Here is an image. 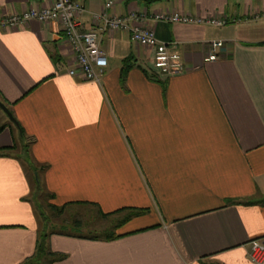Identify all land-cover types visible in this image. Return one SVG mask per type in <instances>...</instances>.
Here are the masks:
<instances>
[{
    "label": "crops",
    "instance_id": "1",
    "mask_svg": "<svg viewBox=\"0 0 264 264\" xmlns=\"http://www.w3.org/2000/svg\"><path fill=\"white\" fill-rule=\"evenodd\" d=\"M106 1L83 0L85 29L102 27L93 14ZM50 3L0 0V18ZM107 12L174 42L187 69L161 75L153 49L100 30L109 64L100 82L87 81L68 74L74 60L60 21L0 27V98L25 134L0 133V148L17 146L0 156V264H256L264 0H119ZM160 12L228 23L155 20ZM211 40L226 42L217 60L208 59ZM36 178L58 207H90L103 219L128 213L115 220L121 236L42 231Z\"/></svg>",
    "mask_w": 264,
    "mask_h": 264
},
{
    "label": "built area",
    "instance_id": "2",
    "mask_svg": "<svg viewBox=\"0 0 264 264\" xmlns=\"http://www.w3.org/2000/svg\"><path fill=\"white\" fill-rule=\"evenodd\" d=\"M119 0H107L106 10L93 14L97 24L102 22V27L85 29L80 20L81 15L86 11L83 0H51L49 5L30 7L22 12L14 13L0 18L1 28L24 27L31 20L41 22L58 20L66 42L72 52V66L68 69L71 76L81 75L87 81L100 82L108 67V57L102 49L99 39L100 30L125 31L130 33L134 42L153 49L152 64L159 74L171 75L187 69L182 55L177 51L173 42H162L158 39L152 29L133 25L131 17L109 14L108 9L112 8ZM154 19L171 23L188 24H209L223 26L228 23L224 18H209L193 16L190 14H170L160 12L154 14ZM224 40L209 41L210 54L208 59L217 60L221 56L220 49L224 48ZM249 257L256 264L264 263V239L258 238L250 243Z\"/></svg>",
    "mask_w": 264,
    "mask_h": 264
},
{
    "label": "rangeland",
    "instance_id": "3",
    "mask_svg": "<svg viewBox=\"0 0 264 264\" xmlns=\"http://www.w3.org/2000/svg\"><path fill=\"white\" fill-rule=\"evenodd\" d=\"M2 118H6L0 113ZM30 138L25 139V145H29ZM29 148V146H28ZM29 155V152L27 153ZM25 153L24 155L27 156ZM50 195L39 185L38 190L34 191V201L36 202L38 213L42 211L40 217L41 229L44 232L63 231L79 234H90L96 237H107L111 234H117L120 226L115 220L126 216L128 213H122L116 217L103 219L99 214L90 207H67L61 213L54 212L49 204L52 199ZM114 220V221H113ZM80 221L81 226H77L76 222ZM44 262V260H42ZM33 263V262H32ZM43 264H51L44 262Z\"/></svg>",
    "mask_w": 264,
    "mask_h": 264
},
{
    "label": "trees",
    "instance_id": "4",
    "mask_svg": "<svg viewBox=\"0 0 264 264\" xmlns=\"http://www.w3.org/2000/svg\"><path fill=\"white\" fill-rule=\"evenodd\" d=\"M1 100H2V102H4L5 104H6V106L11 110V108L9 107V105H8V103L4 100V99H2V98H0ZM12 111V110H11ZM0 113H2V114H4L5 115V117L7 118V122H5V123H0V133L3 131V130H5L7 127H9V128H11V127H17L18 129H20V131L22 132V135H25L24 134V130H23V128L20 126V125H16L14 122H12L10 119H9V117L3 112V110L0 108ZM13 113V112H12ZM14 115V114H13ZM15 117V116H14ZM17 146L16 145H14V146H12V147H6V148H0V156H3V155H8L10 152H13L15 149H17L16 148ZM29 152V150H28V144L27 145H24V147H23V153L25 154H27ZM27 156H28V154H27ZM39 180L36 178V182H35V191L36 190H38V188H39ZM50 198H53V195H50ZM49 207L54 211V212H58V213H61L63 210H64V208H65V206H63V207H58V206H56V205H54V204H52V203H50L49 204ZM42 214V213H41ZM121 235L120 234H111V235H109V236H107L106 238H110V239H112V238H117V237H120ZM45 235H43L42 236V242L40 243V245H39V250H43L44 249V240H45ZM24 264H37V263H32V262H27V263H24Z\"/></svg>",
    "mask_w": 264,
    "mask_h": 264
},
{
    "label": "water",
    "instance_id": "5",
    "mask_svg": "<svg viewBox=\"0 0 264 264\" xmlns=\"http://www.w3.org/2000/svg\"><path fill=\"white\" fill-rule=\"evenodd\" d=\"M0 108L3 110V112L9 117V119L14 122L17 126L19 125L17 119L14 117L12 111L6 106L4 102L0 99Z\"/></svg>",
    "mask_w": 264,
    "mask_h": 264
}]
</instances>
